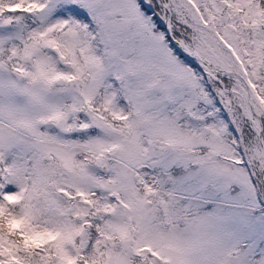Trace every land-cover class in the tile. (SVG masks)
<instances>
[{"label":"snow or ice","instance_id":"obj_1","mask_svg":"<svg viewBox=\"0 0 264 264\" xmlns=\"http://www.w3.org/2000/svg\"><path fill=\"white\" fill-rule=\"evenodd\" d=\"M0 264H264V0H0Z\"/></svg>","mask_w":264,"mask_h":264}]
</instances>
